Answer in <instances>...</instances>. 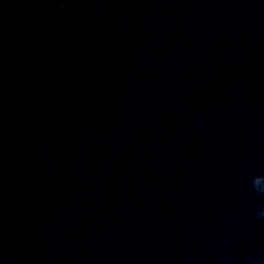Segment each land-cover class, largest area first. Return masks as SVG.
<instances>
[{"label":"water","instance_id":"obj_1","mask_svg":"<svg viewBox=\"0 0 264 264\" xmlns=\"http://www.w3.org/2000/svg\"><path fill=\"white\" fill-rule=\"evenodd\" d=\"M261 193L264 0H0V264H264Z\"/></svg>","mask_w":264,"mask_h":264},{"label":"clouds","instance_id":"obj_2","mask_svg":"<svg viewBox=\"0 0 264 264\" xmlns=\"http://www.w3.org/2000/svg\"><path fill=\"white\" fill-rule=\"evenodd\" d=\"M200 127H201V129H203L204 128V126L203 125H201L200 124ZM259 193V192H258ZM261 194H264V193H261ZM231 258V257H230ZM256 264H258V261H256Z\"/></svg>","mask_w":264,"mask_h":264}]
</instances>
